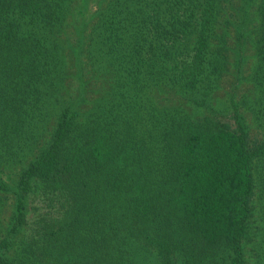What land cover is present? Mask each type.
Masks as SVG:
<instances>
[{
	"label": "trees",
	"instance_id": "1",
	"mask_svg": "<svg viewBox=\"0 0 264 264\" xmlns=\"http://www.w3.org/2000/svg\"><path fill=\"white\" fill-rule=\"evenodd\" d=\"M246 246L264 264V0H0V264Z\"/></svg>",
	"mask_w": 264,
	"mask_h": 264
},
{
	"label": "rangeland",
	"instance_id": "2",
	"mask_svg": "<svg viewBox=\"0 0 264 264\" xmlns=\"http://www.w3.org/2000/svg\"><path fill=\"white\" fill-rule=\"evenodd\" d=\"M249 53H250V51L246 49L245 54H249ZM249 64H251V63H250V60L248 58L246 60L245 65H249ZM247 71H248V69H245V73H247ZM235 75H236L235 68H232L230 75L225 76L223 78L222 88H221V90L218 91V93H222L223 89L231 90V88H233V85L235 82ZM247 85H248V83H246V82L241 83L239 85L238 89L236 90V94L240 95L242 93V91L247 87ZM258 132L261 135L262 132L260 130H258ZM260 135H259V137H260ZM1 175H2L1 177L3 180H5L7 183H10V179L12 177V170L9 169L8 167H3V172L1 173ZM261 194H262V191H261ZM255 204H256V206H259L258 201H256ZM248 225H249V228L251 230L252 235L256 234L260 230V218H259L257 213L254 212V214L251 216V218H249ZM257 240H258V238L256 236L251 238L250 246H252V244L255 245ZM245 254L249 260V264H251L252 263L251 261H253V257H252L253 254L251 253L250 248L247 246L245 248Z\"/></svg>",
	"mask_w": 264,
	"mask_h": 264
}]
</instances>
